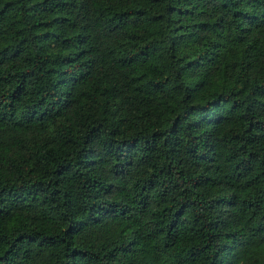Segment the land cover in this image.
I'll use <instances>...</instances> for the list:
<instances>
[{
  "label": "trees",
  "instance_id": "1",
  "mask_svg": "<svg viewBox=\"0 0 264 264\" xmlns=\"http://www.w3.org/2000/svg\"><path fill=\"white\" fill-rule=\"evenodd\" d=\"M0 264H264V0H0Z\"/></svg>",
  "mask_w": 264,
  "mask_h": 264
}]
</instances>
